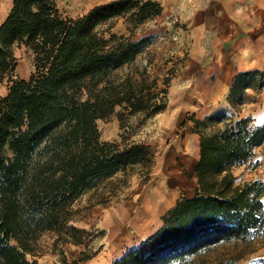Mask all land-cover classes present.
Wrapping results in <instances>:
<instances>
[{
    "label": "trees",
    "instance_id": "1",
    "mask_svg": "<svg viewBox=\"0 0 264 264\" xmlns=\"http://www.w3.org/2000/svg\"><path fill=\"white\" fill-rule=\"evenodd\" d=\"M162 10L156 0H115L73 19L59 13L57 0H13L0 25V75L16 68L21 43L34 51L36 71L11 78L0 100V264H39L27 253L45 231L82 243L89 231L74 223L76 201L151 160L146 143L102 141L98 120L120 108L125 126L131 116L163 111L172 76L161 81L145 66L114 78L151 36L116 41L98 26L124 16L135 27ZM257 85L264 87V71L237 73L230 102L242 103L245 90ZM193 131L200 134L197 193L180 199L156 231L109 264H206L205 256L231 243L239 251L215 264H237L264 240V181L237 184L232 172L264 145V120L219 111L196 119Z\"/></svg>",
    "mask_w": 264,
    "mask_h": 264
},
{
    "label": "rangeland",
    "instance_id": "2",
    "mask_svg": "<svg viewBox=\"0 0 264 264\" xmlns=\"http://www.w3.org/2000/svg\"><path fill=\"white\" fill-rule=\"evenodd\" d=\"M113 1L57 3L63 17L77 19L96 5ZM156 1L162 12L139 26H132L124 16L98 26L106 38L116 34V41L151 36L137 60L114 71V78L145 66L161 81L172 76L163 111L131 116L125 126L118 116L120 108L107 119L98 120L102 141L122 146L146 143L151 160L118 173L111 182L76 201L74 206L81 211L74 223L89 231L82 243H65L58 232L45 231L33 241V250L27 253L30 260L39 264H109L139 244L149 230L158 229L164 215L180 199L197 193L195 164L200 134L193 131L196 119L222 111L235 119L250 116L255 124L264 120V87L247 88L242 103L230 102L237 73L264 71V0ZM12 5L13 0H0L7 14ZM14 52L16 68L0 75V100L8 94L11 78L28 79L36 71L35 54L29 45L18 44ZM232 172L237 184L264 181V145L257 148L250 162L233 166ZM239 249L235 243L218 246L204 259L206 264H215ZM237 264H264V240Z\"/></svg>",
    "mask_w": 264,
    "mask_h": 264
},
{
    "label": "bare ground",
    "instance_id": "3",
    "mask_svg": "<svg viewBox=\"0 0 264 264\" xmlns=\"http://www.w3.org/2000/svg\"><path fill=\"white\" fill-rule=\"evenodd\" d=\"M6 16H7V12L4 11L3 7H0V25H1V23H3Z\"/></svg>",
    "mask_w": 264,
    "mask_h": 264
},
{
    "label": "crops",
    "instance_id": "4",
    "mask_svg": "<svg viewBox=\"0 0 264 264\" xmlns=\"http://www.w3.org/2000/svg\"><path fill=\"white\" fill-rule=\"evenodd\" d=\"M200 149V148H199ZM199 155H200V150H199ZM160 227V226H159ZM139 230H141V229H139ZM138 230V231H139ZM156 229H154V230H149L148 231V233H147V235H145L146 237H143L142 239H141V241L143 240V239H145V238H147L150 234H152L154 231H155ZM126 250H124V252H125ZM124 252H121L119 255H117L115 258H118V257H120Z\"/></svg>",
    "mask_w": 264,
    "mask_h": 264
}]
</instances>
